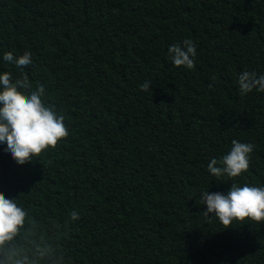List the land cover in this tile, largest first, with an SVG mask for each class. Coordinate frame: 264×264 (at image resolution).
<instances>
[{
	"label": "trees",
	"instance_id": "16d2710c",
	"mask_svg": "<svg viewBox=\"0 0 264 264\" xmlns=\"http://www.w3.org/2000/svg\"><path fill=\"white\" fill-rule=\"evenodd\" d=\"M185 39L191 69L167 57ZM245 70L264 74V0H0V73L42 84L69 130L23 165L0 144V192L25 211L0 264H264V221L223 229L199 204L264 187V92L240 94ZM233 139L254 145L249 169L217 178Z\"/></svg>",
	"mask_w": 264,
	"mask_h": 264
},
{
	"label": "clouds",
	"instance_id": "9594fccd",
	"mask_svg": "<svg viewBox=\"0 0 264 264\" xmlns=\"http://www.w3.org/2000/svg\"><path fill=\"white\" fill-rule=\"evenodd\" d=\"M195 56L196 47L191 39H185L182 45L172 44L167 50L168 59L176 67L193 68ZM3 60L17 68L32 64L31 53L28 51L19 57L11 51L5 52ZM212 79L215 80V77ZM150 85L146 81L140 88L145 92H153ZM238 85L241 95L253 89L264 92V74L257 76L255 71L245 70L238 77ZM212 86L210 83L209 88ZM44 94L42 84L32 89L27 75L13 83L10 72L0 73V144H6L4 151L10 153L19 165L33 161V157H38L49 148H55L60 140L69 135L64 116L57 113L55 105L44 102ZM231 143V150L227 154L220 160L212 158L207 165L208 171L217 178L225 174L235 178L249 169V154L254 145L236 139ZM199 204L206 205L203 216L206 219L210 216L218 218L223 229L231 227L233 221H264V187L232 183L226 194L203 191ZM69 215L73 221L79 219L76 210H72ZM24 216L25 211L13 199L6 198L0 192V244L16 234L18 226L23 224Z\"/></svg>",
	"mask_w": 264,
	"mask_h": 264
}]
</instances>
